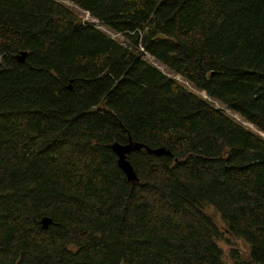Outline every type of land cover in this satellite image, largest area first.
I'll return each mask as SVG.
<instances>
[{"label":"trees","instance_id":"16d2710c","mask_svg":"<svg viewBox=\"0 0 264 264\" xmlns=\"http://www.w3.org/2000/svg\"><path fill=\"white\" fill-rule=\"evenodd\" d=\"M67 1L124 41L0 0V264H264V0Z\"/></svg>","mask_w":264,"mask_h":264},{"label":"water","instance_id":"95a60500","mask_svg":"<svg viewBox=\"0 0 264 264\" xmlns=\"http://www.w3.org/2000/svg\"><path fill=\"white\" fill-rule=\"evenodd\" d=\"M25 55H26L25 52H20L16 56V60L18 62H23ZM109 149L113 153V155L116 157L115 163H116L117 168L121 171L125 180L128 182L137 181L135 173L127 160V156L131 152H137L140 149H143L145 153L154 155L157 157L158 156H170V152L163 148L149 149L145 147L144 145L131 143L130 141H127V143H124V144L112 143L109 145ZM40 224L42 228H46L50 224V220L46 218H42L40 221Z\"/></svg>","mask_w":264,"mask_h":264},{"label":"rangeland","instance_id":"374dc122","mask_svg":"<svg viewBox=\"0 0 264 264\" xmlns=\"http://www.w3.org/2000/svg\"><path fill=\"white\" fill-rule=\"evenodd\" d=\"M60 4H62L63 6H65L67 9H69L70 11H72L79 19L81 22H86V23H90L93 24V26H95L96 28H98L99 30L105 31L112 39L118 41V42H123L124 39L121 35L119 34H114L109 32L108 30H106L104 27L100 26L98 23H96L95 20L91 19L85 12H83L82 10L78 9L77 7H75L73 4L69 3L67 0H54ZM145 60L148 62H151V60L148 58V56H145ZM155 67H157L160 71H163L162 67L152 63ZM175 80H177L179 83H181L182 85H184L189 91H191L192 93L201 96L202 98H205L204 95L202 93L196 92L195 90H193L191 87H189L186 83L182 82L178 77L174 78ZM216 106V105H215ZM229 117H231L232 119H235L238 123H240L241 125L248 127L250 130H252L253 132L257 133L255 131V129H253L251 126H249L248 124L240 121L235 115H232L230 112L224 111ZM259 134V133H258ZM261 137L264 138V136L262 134H259ZM231 246H227L223 243H219V246L222 248L223 252H227L228 248H233V249H237L240 252L244 251V246L241 242L239 241H234L233 239H229Z\"/></svg>","mask_w":264,"mask_h":264}]
</instances>
